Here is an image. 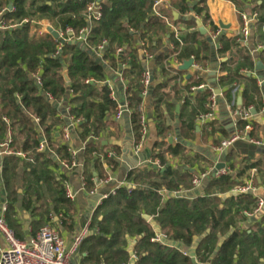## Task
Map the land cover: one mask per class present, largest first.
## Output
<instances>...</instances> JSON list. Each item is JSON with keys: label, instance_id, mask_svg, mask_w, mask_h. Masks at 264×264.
<instances>
[{"label": "trees", "instance_id": "trees-1", "mask_svg": "<svg viewBox=\"0 0 264 264\" xmlns=\"http://www.w3.org/2000/svg\"><path fill=\"white\" fill-rule=\"evenodd\" d=\"M92 1L97 0H0L3 19L7 24L15 25L0 30V144L7 140L10 131L9 149L24 154V159L14 154L3 159L2 185L6 192L5 218L9 228L11 225L7 220L17 195L15 182L19 163L25 168L20 181L25 208L44 211L39 202L42 201L40 190L45 186L56 213L62 211L67 216L73 211V203L66 196L64 185L52 173L57 160H71L68 146L59 141L60 126H66L67 117L77 120L75 131L81 141L89 135L98 136L107 128V118L114 115L117 108L116 100L109 97V87L102 83L107 79L108 70L119 72L125 82L123 94L130 109L128 118L132 137L135 141L139 138V116L144 99L141 84L144 56L139 54L141 43L153 55L148 98L158 136L164 137L170 130L166 116H173L177 102L183 101L179 112L182 137H189L195 129L194 118L208 110L210 89L197 90L193 96L190 91L191 86L204 82L202 73L195 72L182 84L185 71L171 67V63H183L191 56L194 63L204 67L214 57L223 58L229 50L240 48L230 59L220 63V71L226 72L219 76L217 84L227 87L226 96L229 97L234 83L241 82L244 85L241 93L243 107L251 105L258 110L263 105L256 80L250 74L256 63L247 47L240 46L234 38L221 35L219 47L212 52L208 37L197 29L182 38L174 37L172 32L169 33L163 10L154 9L156 0L100 1L101 17L91 21L84 40L62 42L50 33L40 37L32 33L38 29V21L47 19L53 27L64 32L65 38L67 28L78 37L80 30L89 25L86 7ZM231 1L239 10L246 2ZM251 1L253 9L258 12L255 26L264 29V0L259 4ZM27 7H35V23H22L28 16ZM176 7L185 13L191 9L204 23L209 20L206 6L200 2L190 5L180 0ZM181 22L188 28L196 26L193 19ZM160 36H167L172 48L155 54L154 51L161 46ZM260 37L264 42V33ZM101 44L104 49L99 60L96 51ZM260 54H264V50ZM63 65L68 82L63 78ZM35 73H38L40 84L33 76ZM60 102L65 103L68 110L64 108L62 111ZM34 118L38 119L37 124ZM237 124L243 127L245 122L239 120ZM42 133L46 137V149L43 150L39 149ZM98 146L88 142L83 149V177L88 191L94 187L90 167L97 170L101 165L96 158ZM113 148L116 152L119 150L118 146ZM254 149L246 141H237L226 158L230 161L229 167L236 170L235 176L212 178L204 194L191 199L168 196L164 199L160 194L162 190L178 192L191 185L189 176H180L170 167L164 171L153 166L129 170L126 181L135 188L119 187L100 202L92 217V231L78 250L84 248L81 264H128L132 261L127 251L129 238L135 239L133 264H194L183 250L154 241L156 233L143 214L151 216L160 235L182 244L184 249L198 239L195 258L199 262L264 264V213L247 228L238 224L246 220L245 213L253 211L255 198L249 193L220 196L237 186L239 177L251 169L261 171V162L251 161ZM168 150L177 156L184 147L177 144ZM103 157L113 168L117 166L113 158L106 157V154ZM155 158L165 164L163 153L156 154ZM33 202L39 206L35 207Z\"/></svg>", "mask_w": 264, "mask_h": 264}, {"label": "crops", "instance_id": "crops-1", "mask_svg": "<svg viewBox=\"0 0 264 264\" xmlns=\"http://www.w3.org/2000/svg\"><path fill=\"white\" fill-rule=\"evenodd\" d=\"M180 0H156L158 4L154 6L156 10H163L162 14L166 19L168 24H171L178 30V38L184 37L187 33L198 30L196 25V21L199 20L201 25L205 28L207 35L216 29L214 26H217V29H221L222 34L227 38H234V35L238 31L241 22H240V15L239 13L242 12H251L255 11L253 9V3L251 0H246L243 2V8L238 9L235 4L231 0H185L186 3L192 5L193 3L200 2L206 6V11L208 15V21L203 22L202 18L196 15L191 9L189 11L182 12L176 7V4ZM256 4L261 3V0H255ZM26 11L28 15L35 16V7H27ZM257 11V10H256ZM174 14H177L176 17ZM198 17V18H197ZM186 19H193L195 20V27H187L184 25L182 20ZM177 22V23H175ZM35 23V22H34ZM39 25L36 31H32L35 36H43L46 33L40 35L39 33L43 31L45 27L48 25L53 27L51 23L47 19H42L37 22ZM220 25L225 26L226 28L223 29ZM169 26V25H168ZM55 28V27H53ZM57 29V28H56ZM169 33L171 30L169 28ZM173 33V32H172ZM264 33V29L262 27L254 26L251 31V36L249 40V46H253L256 43H263L262 38L260 35ZM202 35V34H201ZM220 35V36H221ZM175 37V34L173 33ZM161 46L156 49L154 52L155 54H159L163 52L165 49L170 48L172 45L168 41L167 36H160ZM249 47V48H250ZM237 49L229 50L225 57H214L206 69L201 72L202 77L204 79V84L208 86V88H215L220 91V95L217 100V106L213 112V117L211 120L205 122H197L196 118H194V131L189 135V137H182L180 135V119H179V112L182 106L183 101H179L175 104L174 114L173 116H166V125L170 126V130L166 133L164 137L158 136L156 133V125L155 121L152 119V105L151 100L148 96L144 97L142 103V112L145 114L148 124V132L146 138L144 140L143 146L141 150L136 154L132 150V132L130 128V122L128 115H124L120 120H115L113 118V114L107 118L108 126L105 130H103L98 136L89 135L84 141L78 139L75 127L71 130L70 133V140L68 143H65L63 139V128L65 125L60 126L61 138L59 141H63L69 148V152L71 149L78 151L77 159L82 164V166L74 168L72 170H67L61 165V162L57 160V166L52 168L53 176L56 180H61L62 184L68 187L69 191L71 192L73 198L70 201L73 203V211L67 216L62 214V211L55 212L53 209V205L51 203V199L49 193L47 192L45 186L42 187L40 190V196L42 197V201L39 203L42 205L44 211L37 210L36 212L33 211V208H25L23 203V188L21 185V178L23 172L25 170L23 163H19V166L16 171V182H15V190H16V199L14 203L13 211L9 212V221L11 225V230L15 233L17 239L20 240H28L32 237L40 226H49L52 229L56 230L63 238L65 246L69 247L71 241L81 229L82 227L88 223V235L91 233V221L93 214L100 204V202L106 198L112 192L122 186H127L128 188H135V185L132 183H128L126 181V175L129 170L132 169H143V168H150L154 165L157 166V169L164 171L168 167L173 170L178 171L180 176H189L190 177V187L188 189L182 188L178 192H167L162 190L160 194L165 199L168 197H185V198H193L195 196H200L204 194V189L208 182L212 178H206L205 180L201 181L198 187H193L191 183V179L194 175H197L209 168H212L215 163H224L227 167H229V162L226 156H223L221 153L215 152L212 147L217 146L220 141L226 137H228L235 129L234 122L235 118L232 115V111H234L238 106L242 105V90H243V83H234L239 86V90L236 92H232V89L229 92V97L226 96L227 87H220L217 84L218 78L221 75H224L226 71H220V63L227 61L230 59L233 54L237 53ZM241 51V50H239ZM249 51V50H248ZM213 52V49H212ZM101 51H96V56L100 59ZM140 56L143 57L142 50L139 49ZM250 54V53H249ZM252 56V55H251ZM263 56V58H262ZM264 59V54L257 53L253 56L255 63L261 62L262 69L257 70L255 64V70L251 71L250 74L253 78L260 77L264 78V63H262L261 59ZM143 69L145 68V61H143ZM183 63H171V67L173 69H179V67ZM105 66V65H104ZM150 69L152 70L154 67V62L150 61L149 63ZM180 70V69H179ZM196 71L192 68V65L188 70L185 71L184 79L181 83H185V78H189L192 76ZM198 72V71H197ZM242 73H246L242 71ZM109 81L111 86L113 87L114 91L116 92L118 101L124 98V87L125 82L120 81L117 73L115 71L108 70L107 79H105L103 84H106V81ZM256 83V81H255ZM260 91V102L263 103L262 106L259 107L258 110H255V115L252 117L253 123V130L251 132V138L264 141V83L261 86H258ZM229 88V87H228ZM191 95H195V92H191ZM241 98V104L239 105L237 100ZM234 101V105L232 104ZM60 108L66 109L65 103L60 102ZM178 111L176 112V109ZM254 110V109H253ZM63 116V115H62ZM42 139L46 142V137L42 133ZM88 142H93L98 146V150L96 152V158L99 159V169H95L93 166L90 167L92 171V175L94 178V187L88 191L83 187L82 177L84 171V163H83V149L84 146ZM249 143V142H248ZM177 144H180L184 147V151L177 155L173 156L168 147H174ZM251 144V143H249ZM1 145V144H0ZM254 151L252 154L251 161H260L261 162V171L258 173L256 169H254V184L257 187V194L264 198V176L262 175L264 172V146L262 145H254ZM114 146H118L119 150L113 148ZM3 148L0 146V209L3 205L6 206L7 199H6V192L4 190V186L2 185V164L3 159L7 156L6 154H2ZM109 153H113V155H109ZM163 153V158L165 159V164L162 165L158 158H155L156 154ZM103 154H106V157L113 158L118 164L115 168L112 167L111 164H108ZM186 160L184 161L183 158ZM22 159H24L22 157ZM237 161V159H236ZM157 162V164H155ZM154 168V167H153ZM230 168V167H229ZM231 169V168H230ZM251 169L245 175L239 177L238 182L243 185L249 179V174L253 170ZM232 170V176H235L236 170ZM109 177L110 180L108 182H103L105 178ZM236 187V186H235ZM233 189V188H232ZM231 191V190H230ZM230 191L225 194H220V196H226L231 194ZM170 193H173L174 196H170ZM252 195V194H251ZM255 198V196L252 195ZM39 203L33 202L32 204L36 207L39 206ZM256 203V198H255ZM32 207V206H30ZM47 210V212H45ZM254 210V209H253ZM45 212V213H44ZM264 213V209L259 214H253V211L247 215V218L244 222H239L240 226L248 227L250 224L258 221L260 216ZM144 215V214H143ZM142 215V216H143ZM147 215V214H145ZM7 217V215H5ZM149 216V215H148ZM149 222L153 226L151 216ZM100 219V217H98ZM6 220V218H5ZM155 225V224H154ZM156 226V225H155ZM158 229V227L156 226ZM153 229L156 235L159 234L156 232L154 226ZM162 236V235H160ZM163 237V236H162ZM164 238V237H163ZM166 239L164 238V241ZM168 241V240H166ZM198 239L193 242V245L187 249H184L182 244L180 246H173L177 249L183 250L186 254L189 255L190 252L195 253V244L198 243ZM197 242V243H196ZM135 243V239L129 238L127 242V251L131 255V260L128 264H133L134 259L133 256V245ZM220 243V242H219ZM164 244H167L164 242ZM0 245H5L4 238L0 234ZM168 245V244H167ZM219 245V244H218ZM171 246V245H169ZM84 249V248H83ZM81 249L72 257V264H81L80 259L82 256L85 255L84 250ZM190 256V255H189ZM192 258V257H191ZM194 264H205L202 262L197 261V259L192 258Z\"/></svg>", "mask_w": 264, "mask_h": 264}, {"label": "built area", "instance_id": "built-area-1", "mask_svg": "<svg viewBox=\"0 0 264 264\" xmlns=\"http://www.w3.org/2000/svg\"><path fill=\"white\" fill-rule=\"evenodd\" d=\"M100 1H106V0H97L90 2L86 7V16L89 25L79 32V36L76 37L72 31V29L67 28L65 30V33H67V37L65 38L64 32H62L60 29L53 28L51 26H47L41 31L39 34L42 35L43 33H50L49 28H53L58 33V40L64 41H71L74 39L77 40H84L86 37V34L89 32V26L92 20H98L101 17V7L99 5ZM158 2H154V6H156ZM3 10L0 11V30H6L9 28L14 27L15 25H9L6 23V21L3 19ZM240 22L241 25L234 35L235 41L240 44V46H245L248 48L250 55L254 56L255 54L259 53L261 50H264V44L263 43H256L253 46H249V40L251 36V31L253 27L255 26L257 20H258V12L257 11H251V12H240ZM198 18V17H197ZM199 21V20H197ZM22 23H34L33 16L28 15L26 18L22 20ZM168 24V23H167ZM171 32L175 34V37L178 35V30L173 27L171 24H168ZM221 29H216L215 31L209 33L207 35L211 45L212 49L215 51L219 47L218 38L222 34ZM61 45V44H60ZM141 50L142 54L144 56L145 61V68L141 74V84L143 86L142 90V96L146 97L148 96V89L150 85L152 84V71L150 69L149 63L153 59L152 53H150L147 48L143 47L144 44L141 43ZM172 48V45H170ZM250 47V48H249ZM60 46L58 47V49ZM104 49V44H101L97 47V51H102ZM193 62L192 68L199 73L203 72L206 67L208 66V63H205V66L202 67L199 64L194 63L193 56L190 58ZM117 76L120 81H123L121 78V75L119 72H116ZM34 78L36 79L37 84H40V78L38 77V73H35ZM106 85L109 87V97L113 100H116L117 102V108L116 112L113 115V118L115 120H120L124 115L130 114V109L125 102L124 98L120 101H118L116 92L114 91L113 87L111 86L110 82L107 80ZM264 83V78L256 77V84L258 86H261ZM204 88H208V86L204 83H200L198 85H194L190 87L191 92H195L197 90H202ZM211 95L209 98L208 103V110L206 112L200 113L196 120L197 122H205L208 120H211L213 117V112L217 106V100L220 95V91L218 93L215 92V88H209ZM239 90V86L234 84L232 88V92H236ZM49 100H53V98L49 95H47ZM122 101V102H121ZM264 101V100H263ZM61 104V103H59ZM232 104L234 105V101H232ZM68 110V108H66ZM253 107L247 106H238L234 111H232V115L235 118L234 131L226 138L222 139L220 143L217 146L212 147V149L217 152L223 154L225 151L229 152V150L234 146V144L237 141H246L254 145H262L264 146V141H258L255 139H252L250 137V133L253 130V123H252V113L251 110ZM68 122L66 126L63 128V139L65 143H68L70 140V133L71 130L77 126V120H74L72 117H67ZM6 120V119H5ZM34 122L37 124L38 119L34 118ZM239 120H242L245 122L243 127H239L237 122ZM139 124H140V134L139 138L135 141L132 137V150L134 153H138L144 143V140L146 138L147 132H148V124L145 114L142 112L139 116ZM7 140L2 143L0 146L3 148L2 154L6 155H17L20 157H24V154L21 151H12L9 149V143L11 140L10 131H8ZM39 149H46V142L44 139L41 140ZM77 153L78 151L71 149V160L70 162L62 161L61 165L66 168L67 170H72L74 168L82 166V164L77 159ZM109 155H113V153H109ZM157 164V162H155ZM218 163H215V165L212 168H209L208 170H205L197 175H194L191 179V183L193 187H198L201 183V181L205 180L206 178H215L218 179L222 176L232 174V170L227 167L224 164V167L218 170H215V166ZM254 169L249 174V179L247 182L243 185H239L231 189V194H241V193H249L255 196L256 203L253 210V214H259L264 209V198L257 194V187L254 184ZM110 180L109 177L105 178L103 182H108ZM82 183L83 187H85L84 177H82ZM65 192L66 196L72 200L73 196L71 192L69 191L68 187L65 186ZM114 193V192H112ZM105 198V197H104ZM5 211L6 206L3 205L0 209V234L4 238L5 245H0V264H72V257L78 253V250L84 240V238L88 235V223H86L82 229L74 235L71 244L69 247L65 246L64 240L62 236L51 227L45 225L40 227L37 232L30 237L28 240H20L17 239L14 236V232L7 226L6 220H5ZM248 215L249 213H245ZM154 241H157L161 244H164L162 241V236L156 235L154 238ZM132 259H135V255Z\"/></svg>", "mask_w": 264, "mask_h": 264}, {"label": "water", "instance_id": "water-1", "mask_svg": "<svg viewBox=\"0 0 264 264\" xmlns=\"http://www.w3.org/2000/svg\"><path fill=\"white\" fill-rule=\"evenodd\" d=\"M8 8H11V6H9ZM176 15H177V14H174L175 17H176ZM196 25H197V27H198V31L200 32V34L205 35V34H206V30H205V28L201 25V22H200V21H196ZM220 27L223 28V29L226 28L225 26H222V25H220ZM49 32H50V34H51L55 39L58 38V33H57L56 30H54L53 28H49ZM192 64H193V62H192L191 59H190V60H187V61L183 62V64L179 67V69L182 70V71H186V70H188V69L190 68V66H191ZM262 67H263V66H262L261 62H257V63H256V69H257V70H261ZM62 69H63V78H64L65 82H68L69 80H68V76H67V73H66V67L63 65ZM215 92L218 93L219 90L216 89ZM121 102H122V101H121ZM237 102H238V104L240 105V104H241V98H238ZM177 111H178V108L176 109V112H177ZM251 113H252V115H255V110L252 109V110H251ZM227 154H228V152L225 151V152L223 153V156H226ZM153 167H154V169H157V166H156V165H154ZM223 167H224V163H218V164H216V166H215V170L221 169V168H223ZM170 196H174V194H173V193H170ZM143 218H144L145 220H147V221L150 220V217H149L148 215H145V214L143 215ZM152 224H153V226H154L156 232H158V229L156 228V226L154 225V223H152ZM162 241H163V242H166L168 245H171V246H177V247L180 246L179 244H176V243L173 242V241H166V240L164 241V238H163V237H162ZM196 243H197V242H196ZM196 245H197V244H195V246H196ZM219 245H221V242L219 243ZM189 255H190V257L194 258L195 253H194V252H190Z\"/></svg>", "mask_w": 264, "mask_h": 264}, {"label": "rangeland", "instance_id": "rangeland-1", "mask_svg": "<svg viewBox=\"0 0 264 264\" xmlns=\"http://www.w3.org/2000/svg\"><path fill=\"white\" fill-rule=\"evenodd\" d=\"M41 227V226H40ZM14 236L16 237V235L14 234ZM17 238V237H16Z\"/></svg>", "mask_w": 264, "mask_h": 264}]
</instances>
